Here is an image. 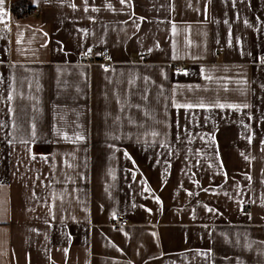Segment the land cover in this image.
Returning a JSON list of instances; mask_svg holds the SVG:
<instances>
[{
    "label": "crops",
    "instance_id": "1",
    "mask_svg": "<svg viewBox=\"0 0 264 264\" xmlns=\"http://www.w3.org/2000/svg\"><path fill=\"white\" fill-rule=\"evenodd\" d=\"M10 3L0 264H264V0Z\"/></svg>",
    "mask_w": 264,
    "mask_h": 264
},
{
    "label": "built area",
    "instance_id": "2",
    "mask_svg": "<svg viewBox=\"0 0 264 264\" xmlns=\"http://www.w3.org/2000/svg\"><path fill=\"white\" fill-rule=\"evenodd\" d=\"M139 62L142 63L145 61L144 56L138 58ZM78 62L88 66L98 65L102 70L107 71L113 68L116 64L111 52L108 49H103L101 51L91 50L87 53L81 54L78 57ZM264 63V58L262 59ZM174 71L178 74L188 73V68L185 66H175ZM112 225L116 228L125 227L128 225V220L122 215H116L113 218Z\"/></svg>",
    "mask_w": 264,
    "mask_h": 264
},
{
    "label": "trees",
    "instance_id": "3",
    "mask_svg": "<svg viewBox=\"0 0 264 264\" xmlns=\"http://www.w3.org/2000/svg\"><path fill=\"white\" fill-rule=\"evenodd\" d=\"M34 10L31 0H11L10 15L15 21L30 17Z\"/></svg>",
    "mask_w": 264,
    "mask_h": 264
},
{
    "label": "snow or ice",
    "instance_id": "4",
    "mask_svg": "<svg viewBox=\"0 0 264 264\" xmlns=\"http://www.w3.org/2000/svg\"><path fill=\"white\" fill-rule=\"evenodd\" d=\"M188 107H191V105H189Z\"/></svg>",
    "mask_w": 264,
    "mask_h": 264
}]
</instances>
